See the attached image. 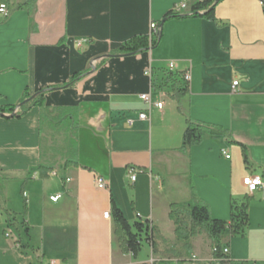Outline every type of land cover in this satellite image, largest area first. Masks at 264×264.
I'll return each instance as SVG.
<instances>
[{
  "label": "crops",
  "instance_id": "obj_1",
  "mask_svg": "<svg viewBox=\"0 0 264 264\" xmlns=\"http://www.w3.org/2000/svg\"><path fill=\"white\" fill-rule=\"evenodd\" d=\"M24 1L0 0L10 10L0 15V107L18 105L25 92L53 88L45 105L78 108L81 166L60 165L42 177L40 107L20 117L0 113V176L6 177L0 181V264H150L152 256L135 262L122 252L113 217L104 215L111 213V198L130 222L150 220L164 235L160 218L171 221L170 205L183 191L190 199L192 187L217 219L230 218L233 200L251 197L249 226L226 245L232 260L264 264V190L251 194L243 183L250 174L264 176L261 0H218L215 20L186 16L202 0H37L32 12L18 6ZM182 1L188 8L162 24L156 46L111 55L131 37L149 35L151 22L160 23ZM79 72L84 75L72 87H61ZM168 72L191 73L181 101L171 87L154 88ZM145 93L163 108L149 110ZM187 118L227 132L206 135L184 152ZM99 176L107 188L97 187ZM193 245V257L211 256Z\"/></svg>",
  "mask_w": 264,
  "mask_h": 264
},
{
  "label": "trees",
  "instance_id": "obj_2",
  "mask_svg": "<svg viewBox=\"0 0 264 264\" xmlns=\"http://www.w3.org/2000/svg\"><path fill=\"white\" fill-rule=\"evenodd\" d=\"M218 0H202L194 1L190 6V11L186 16H202L215 20V6ZM37 0H25L19 4L20 8L27 7L31 12L34 9ZM263 8H264V0ZM178 16L170 11L165 15L163 20L158 23L159 34L153 37L149 35H136L124 41L117 49L113 50L111 55H132L145 50L152 49L156 46L161 38V26L170 17ZM109 55V56H111ZM84 73H75L72 79L61 87H72L75 82L83 77ZM166 79L160 84H154L157 90H165L172 88V98L181 101L189 91V84L184 81L180 74L174 75L168 72ZM182 76V77H181ZM56 88V87H55ZM53 88L42 89L33 96H29L25 92L22 100L18 105H9L0 107V113L14 114L20 117L27 113L32 107H40V126L41 132L44 134L45 128L62 133L63 145L61 147L62 154L65 157L64 166H81L79 161V119L77 106H58L51 108L44 103L46 91ZM19 105H21L19 107ZM226 130L217 125L208 124L187 118L186 128L182 138L180 149L187 152L192 146L200 144L206 135L220 136L226 134ZM44 140V136H43ZM44 156V151H43ZM247 161V159L245 158ZM40 172L42 177H47L54 171V167L50 164L41 163ZM6 177L0 176V181ZM0 197L2 198V187L0 183ZM24 197L26 193L22 190ZM112 200L111 215L114 221V234L118 239L120 248L123 253L130 254L133 258H137L142 250L144 242L148 243L153 255L159 250V241L157 231L150 220L137 219L130 222L125 216L123 210L116 204L114 198ZM251 197H246L243 201L233 200L231 202V216L228 220L214 218L211 214L208 203L202 200L195 187H192L191 198L185 202H174L170 205L169 218L174 222V234L176 240L182 242V249L173 248L168 250V256L160 259L154 264H175V261H186L193 258L194 245L192 239L201 233H205L211 241V255L219 260V264H244L240 261H234L223 253L226 245V233L230 236L243 235L249 226V204ZM25 209L27 200L25 197ZM164 241L166 240L163 238ZM209 264V263H202Z\"/></svg>",
  "mask_w": 264,
  "mask_h": 264
},
{
  "label": "rangeland",
  "instance_id": "obj_3",
  "mask_svg": "<svg viewBox=\"0 0 264 264\" xmlns=\"http://www.w3.org/2000/svg\"><path fill=\"white\" fill-rule=\"evenodd\" d=\"M62 145H63L62 133L53 131L49 128H45L44 140H43V151L45 153L44 161L52 165L53 167H58L60 165H63L65 161V157L61 151ZM188 199L189 197H187V195H185L183 191V195L180 194L179 196L175 197L174 200L176 202H181V201H186ZM161 218H160L161 220L160 224L163 227L164 235H161L160 233L157 232L158 241H159L158 252L152 255V251L149 244L144 242L141 252L139 253L138 257L134 260L135 262L149 260V257L152 256L150 259V264H154L156 261L160 259H165L168 256L167 252L170 249L177 248L183 250L182 242L177 241L174 234V229H175L174 222L171 220L173 222L172 224V222L165 215H163ZM170 225H174V229H172ZM226 236L227 237L230 236V233L227 232ZM163 238H165L166 240L164 241ZM192 243H196L204 253L211 254V249H212L211 241L205 233H201L197 235L195 238H193Z\"/></svg>",
  "mask_w": 264,
  "mask_h": 264
},
{
  "label": "built area",
  "instance_id": "obj_4",
  "mask_svg": "<svg viewBox=\"0 0 264 264\" xmlns=\"http://www.w3.org/2000/svg\"><path fill=\"white\" fill-rule=\"evenodd\" d=\"M261 2H262V0H261ZM187 8H188V3L186 1H182V2L178 3L177 5H175V7L172 9V11H173L174 14H179V13L182 12V10H185ZM9 14H10V10H9L7 4H0V15H2L3 17H8ZM159 30H160L159 24L156 23V22H151V25H150V37L158 35L159 34ZM82 42H84V41L79 42V45H81ZM174 68H175L174 63H170L169 70L170 71H174ZM148 74L151 75V78H153V74H152V70L151 69H149ZM182 76H183L184 81L189 84L190 81H191V73L190 72H185ZM238 83H239L238 81H234V83H233V88L234 89L238 85ZM141 98L148 104L149 110H151L152 107H154V106L159 108V109L163 108V104L164 103L162 101L155 102L153 100L152 95L149 94V93L143 94L141 96ZM140 118L142 120L148 119L149 118V114L148 113H141L140 114ZM222 154L225 156L226 159H230L231 158V155L228 153V151L226 149L222 150ZM129 173L131 175V180L135 181L136 180V171L134 169H130ZM96 183H97V187L100 188V189L107 188V182H106V180L103 177L99 176L97 178ZM243 183L247 187L248 192L251 193V194H253L258 189L264 190V176L260 175V174H250V175L246 176L243 179ZM59 198H60V195H57V196L51 197V200L56 202ZM104 215H105V217L108 218L111 215V213L110 212H106ZM7 236H10V233H7ZM18 246H21V245L18 243ZM223 253L225 255L229 256L230 251H229L228 246L224 247ZM193 260L198 261V262L200 261V264H202V263L219 264V260L217 258L213 257L212 255H211L210 258H208L206 260H200L196 256H194ZM47 264H61V262L58 261V260H51Z\"/></svg>",
  "mask_w": 264,
  "mask_h": 264
},
{
  "label": "water",
  "instance_id": "obj_5",
  "mask_svg": "<svg viewBox=\"0 0 264 264\" xmlns=\"http://www.w3.org/2000/svg\"><path fill=\"white\" fill-rule=\"evenodd\" d=\"M21 105H19V107H20ZM12 116H14V114H12Z\"/></svg>",
  "mask_w": 264,
  "mask_h": 264
}]
</instances>
